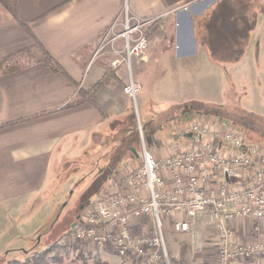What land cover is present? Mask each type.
Segmentation results:
<instances>
[{
    "label": "crops",
    "instance_id": "crops-1",
    "mask_svg": "<svg viewBox=\"0 0 264 264\" xmlns=\"http://www.w3.org/2000/svg\"><path fill=\"white\" fill-rule=\"evenodd\" d=\"M14 2L17 17L6 7L4 0H0V61L31 46L33 40L21 26L19 20H22L65 74L51 70L41 61H29L36 55L34 50L30 55L26 54L27 58L21 57V66L17 69L0 72V205L35 191L56 149L60 153L67 145L83 143L86 136L97 139L100 134L95 131L101 124L129 112V97L122 92L126 70L120 67H111L112 74L93 95L105 115L86 101L65 107L76 98L78 88L89 90L103 79L105 67L110 65L107 56L99 51L102 48H99V41L104 38L107 42L104 46L109 44L108 52H111L114 42L121 39L118 36L110 41L121 31L125 12L132 21L154 19L155 29L150 27L147 36H153L151 40H155L158 50L167 51L172 46L173 56L187 60L191 54L190 46L196 44L202 49L203 58L209 61V68L214 67L213 64L236 68L239 76L234 79L243 91L252 85L259 86L264 80V0H237L236 4L222 0ZM144 64L146 67L143 68L148 69V54L135 60L136 67ZM190 69L191 66L187 68ZM208 87L211 86L202 83L200 92L180 99L192 103L195 99H214L209 97ZM159 111L153 108L154 113ZM148 116L145 118L149 119ZM214 119L211 123H222ZM155 133L158 142L153 144L160 150L158 159L172 153L176 147L190 148L194 144L188 134L185 136L181 132H168L164 128ZM127 160L118 165L119 171L128 170ZM162 174L164 188L171 190L174 185L171 172L163 169ZM105 182L98 192L100 195ZM206 217L204 213L191 217V230L172 244L177 249L174 258H185L186 264H200L208 256L215 255L217 227ZM172 218L184 216L175 214ZM132 220V227L138 233L145 234L151 227L149 220ZM223 221L230 230L231 242H264V219L240 216L227 217ZM170 226L168 217L163 218L164 229L168 230ZM170 230L174 232L172 227ZM224 264H264V255H255L251 260L233 259Z\"/></svg>",
    "mask_w": 264,
    "mask_h": 264
},
{
    "label": "rangeland",
    "instance_id": "rangeland-1",
    "mask_svg": "<svg viewBox=\"0 0 264 264\" xmlns=\"http://www.w3.org/2000/svg\"><path fill=\"white\" fill-rule=\"evenodd\" d=\"M222 1L237 3V0ZM134 24L136 23L131 21L129 25ZM149 24L143 25L142 30L147 29L149 32ZM148 37L145 39L146 47L140 56L131 58L130 70L125 63L116 66L126 70H124L126 75L123 78L124 84L130 75L140 85L135 98H128L132 107L129 111L134 115V126L137 129L147 119L145 118L147 114L149 116L154 114L153 108L161 112L162 109L185 100L180 98L200 92V85L207 83L211 86L206 88L209 97L214 99H197L199 101L195 99V102H191V110L205 113L187 116L188 120L184 123V128L193 121L192 119L211 123L215 118L217 122H222L221 124L240 133L246 145L264 146V99H262L264 80L260 81L261 86L252 85L243 91L234 79V76L236 79L239 76L237 69H231L229 65L216 66L217 64L209 68V61L203 58L202 49L196 44L190 46L189 58L181 60L173 56L172 46L167 51L158 50L155 40H151L153 36ZM123 40L124 38L118 39L112 46L122 48ZM108 49L109 44L99 50L102 55L107 56V63L116 56L108 52ZM211 51L213 53V50ZM145 54L149 56L148 69H144L146 64L140 66L141 68L136 67L135 60ZM189 66H191L190 71L187 70ZM181 109L182 106L178 105L177 110ZM208 111L215 115L212 116ZM149 116L148 118H151ZM122 117H113L101 124L95 131L100 134L97 139L95 136L93 138L86 136L83 143L75 142L70 146L67 145V148L60 153L56 149L39 187L33 192L22 194L0 205V264L7 262L14 264L15 260L22 261L34 251H40L49 244L53 245L55 241L63 244L62 247L58 246L55 249V255L60 261L53 262L52 257L49 256L50 264H170L169 257L177 255V249L172 244H175L178 237L184 235V232L171 231V226L168 230L161 226L163 241L158 244L159 257L148 263L133 254H118L112 246L69 237V231L75 229L76 225L80 226L78 222L85 214L84 209L98 199L100 195L98 192L108 178V174L111 173V176L113 173L118 175L122 173L119 177L124 175L126 171H119L118 165H122L127 159L128 170H134L142 163L141 137L136 128L137 135L136 132L132 133L134 145L137 144L135 152H126V140L123 141L126 132L120 131L118 126V121L122 120ZM181 123L182 121L179 122ZM167 129L170 132V127ZM153 133L157 136L155 132ZM143 140L152 155L160 156L159 148L151 143L150 137L143 136ZM111 182L113 181L105 182L104 188L114 190L115 187ZM80 205L84 207L80 209ZM130 221L132 224L133 220ZM169 223L171 225V219ZM151 231L152 229L148 230L149 233ZM131 234L142 235L133 227ZM219 239L217 237V242L220 241ZM261 243H263L259 247L261 250L256 249L258 252L255 254L253 251L242 252L238 256L233 255L232 259H225L226 262L243 258L251 260L255 255H264L262 249L264 242ZM216 247L214 257L208 256L200 264L225 263L220 259L218 246ZM225 251L233 252L234 248H227ZM176 264H186L185 258L178 259Z\"/></svg>",
    "mask_w": 264,
    "mask_h": 264
},
{
    "label": "built area",
    "instance_id": "built-area-1",
    "mask_svg": "<svg viewBox=\"0 0 264 264\" xmlns=\"http://www.w3.org/2000/svg\"><path fill=\"white\" fill-rule=\"evenodd\" d=\"M124 15L122 30L110 40L120 36L124 44L122 48L111 47L116 56L109 65L116 68L125 63L130 70L131 58L140 56L146 47L147 36L142 26L154 19H134L136 24L129 25L131 17L126 12ZM99 42V48L107 43L104 38ZM128 78L122 92L134 99L140 85L132 76ZM185 128L194 144L190 148L176 147L158 159L143 143L139 125L142 163L134 170H125L121 177L122 173L108 179L113 181L115 189L104 188L92 206L84 209L85 214L78 222L80 226L69 231V237L112 246L118 254H133L148 263L159 257L163 218L171 219L174 232H188L191 217L204 213L216 224L220 238L216 243L223 262L242 252H258L261 242H230V230L223 220L240 216L264 219V146L246 145L240 133L222 124L193 120ZM150 140L158 142L154 133ZM163 169L172 174L171 190L164 188ZM175 213L184 218H172ZM133 218L149 220L153 232L131 234ZM227 248L234 251L226 252Z\"/></svg>",
    "mask_w": 264,
    "mask_h": 264
},
{
    "label": "trees",
    "instance_id": "trees-1",
    "mask_svg": "<svg viewBox=\"0 0 264 264\" xmlns=\"http://www.w3.org/2000/svg\"><path fill=\"white\" fill-rule=\"evenodd\" d=\"M6 7H8V9L11 11V13L17 17V12H16V8L14 7L15 2L14 0H4ZM21 26L23 27V29L25 30V32H27V34L31 37V39L33 40V42L30 44L31 46L27 47L26 49H23L21 51H19L18 53L11 56H7V57H3L2 60L0 61V72H6L9 70H15L17 69L19 66H21V57H25L27 58L28 55H30L33 50L36 51V55L32 58H29V61H41L42 63H44L45 65H47L49 68H51V70L54 71H59L61 73H64V70L62 69L61 65L54 59V57H51V55L43 48V46L41 44H39V42L35 39V37L33 36V34L30 32L27 24L22 21L19 20ZM155 21H153L152 23L149 24L148 29L150 27H152L153 29H155ZM149 33V32H148ZM147 33V29L145 31L146 36L148 35ZM27 54V56H26ZM12 59H14L13 61H11ZM113 69H111V67L106 66L105 67V74L103 79H100V81H98L91 89L89 90H83L81 88L77 89L76 94V98L72 101H70L69 103H67L65 105V107H69V106H74L77 105L81 102H88L91 105H93L95 108H97L100 113L102 115H105L104 110L98 106V104L96 103L93 95L94 92L104 83V80H106L107 76H109V74H112ZM178 105L182 106L181 110H177L178 109ZM190 105H192L191 102L189 101H184V103H180L177 104L175 106L170 105L164 109H162L161 112H157L154 113L152 116H150L151 118L144 120L142 125H141V129L143 136L145 137H150V135L153 132L159 131V130H164V128L166 130H168L167 128L170 127V131H176V133H182L183 135H189V133L186 132V129L184 128V123L188 120L187 116H189L190 114H199L201 113L199 110H191L190 109ZM190 111H189V109ZM132 110V107L130 108ZM180 115V116H179ZM133 114L132 111H129L125 116H123L122 120L118 121V126L120 131H125V135H124V139L123 141H125L126 143V152H135V146L137 144L134 145V141H133V134L134 132H136L137 128L134 126V118H133ZM180 117H182L180 119ZM182 121L181 124H179V122ZM136 128V129H135ZM178 130V131H177ZM137 135V132H136ZM111 174V173H110ZM110 174H108L107 177L110 176ZM112 176V175H111ZM77 217V216H76ZM62 247L63 244H58L57 241L54 242L53 245H50L46 248L41 249L40 251H34L32 255L27 256V258H24V260L20 261V260H15L14 264H50L49 263V256L52 257L53 262H59L60 260L56 257V253H55V249H57V247ZM183 256V251H181L180 253ZM176 258H174L173 256L169 257V263L170 264H176L177 263ZM5 264H11V262H7Z\"/></svg>",
    "mask_w": 264,
    "mask_h": 264
},
{
    "label": "flooded vegetation",
    "instance_id": "flooded-vegetation-1",
    "mask_svg": "<svg viewBox=\"0 0 264 264\" xmlns=\"http://www.w3.org/2000/svg\"><path fill=\"white\" fill-rule=\"evenodd\" d=\"M83 207H84L83 205H82V207H81V206H79V208H80V209H82ZM80 211H81V210H80Z\"/></svg>",
    "mask_w": 264,
    "mask_h": 264
},
{
    "label": "water",
    "instance_id": "water-1",
    "mask_svg": "<svg viewBox=\"0 0 264 264\" xmlns=\"http://www.w3.org/2000/svg\"><path fill=\"white\" fill-rule=\"evenodd\" d=\"M81 207H82V205H80ZM72 225H73V223H72Z\"/></svg>",
    "mask_w": 264,
    "mask_h": 264
}]
</instances>
